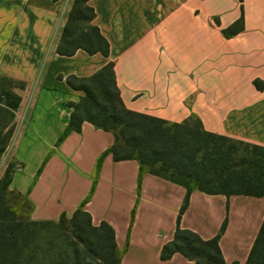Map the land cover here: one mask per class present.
Returning a JSON list of instances; mask_svg holds the SVG:
<instances>
[{
  "label": "crops",
  "instance_id": "0c3cea01",
  "mask_svg": "<svg viewBox=\"0 0 264 264\" xmlns=\"http://www.w3.org/2000/svg\"><path fill=\"white\" fill-rule=\"evenodd\" d=\"M93 23L110 44L109 56L79 49L57 52L71 6L63 0H0V74L32 89L31 104L10 150L12 188L27 193L34 220L71 216L85 203L93 223L108 222L124 249L121 264H196L177 252L161 256L172 241L185 186L146 172L139 184L137 159L100 156L114 134L86 121L57 144L83 92L67 82L115 62L125 105L171 123L197 115L206 130L264 146V0H243L244 29L223 28L242 15L240 0H89ZM218 18L220 25L215 22ZM62 76V78H59ZM227 226L220 246L228 264H246L264 221V196L192 191L180 226L204 239Z\"/></svg>",
  "mask_w": 264,
  "mask_h": 264
},
{
  "label": "trees",
  "instance_id": "16d2710c",
  "mask_svg": "<svg viewBox=\"0 0 264 264\" xmlns=\"http://www.w3.org/2000/svg\"><path fill=\"white\" fill-rule=\"evenodd\" d=\"M241 17L230 27L223 28L226 37L244 29L243 0ZM95 10L89 0H74L62 31L57 52L74 55L79 49L89 54H110V44L100 28L93 23ZM215 22L220 25L218 18ZM59 78H62L60 76ZM68 84L83 92L79 101H68L70 121L59 144L72 131L80 132L84 122L112 132L114 143L100 156L94 183L97 182L103 159L112 154L118 160L137 159L140 164L139 184L146 172L164 177L186 187L187 194L178 216L174 239L163 246V259L179 252L196 264H228L225 261L220 238L227 220L219 233L210 239L180 226L183 213L189 205L190 195L198 189L208 194L264 196V146L237 140L205 129L201 119L190 115L180 123L129 109L121 96L117 83L115 62L109 61L88 77L70 75ZM25 87L23 82H20ZM254 84L264 89V81L257 78ZM10 131L9 133H11ZM0 142V159L8 146V134ZM0 180V264H32L33 250L29 243L35 229L27 224L52 223L56 228L70 229L65 242L70 249L67 255L56 254V264H121L124 249L116 241L114 228L106 221L95 225L91 214L84 209L88 197L69 217L62 213L56 220H34V204L27 193L12 188L13 176L23 163L12 160ZM9 193L24 197L29 215L22 216L17 206L12 209L3 199ZM231 264H240L235 261ZM246 264H264V221L250 251Z\"/></svg>",
  "mask_w": 264,
  "mask_h": 264
},
{
  "label": "rangeland",
  "instance_id": "374dc122",
  "mask_svg": "<svg viewBox=\"0 0 264 264\" xmlns=\"http://www.w3.org/2000/svg\"><path fill=\"white\" fill-rule=\"evenodd\" d=\"M63 1L64 6H71L72 8L74 0ZM20 82L0 74V142L6 138L5 135L7 134L9 140L8 146L0 159V180L3 178L9 163L13 162L10 160V150L25 120L33 96V90H25ZM10 131L12 132L9 133ZM3 200L12 209L20 206L18 211L25 218L26 215H29V208L25 204L23 196L17 193H9ZM27 225L30 229H35L33 239L29 243V248L34 252L32 264H56L58 262L56 257L58 252L64 255L70 253L67 242H65L66 238L70 240V237H67L70 234V229H58L54 224L48 222Z\"/></svg>",
  "mask_w": 264,
  "mask_h": 264
}]
</instances>
